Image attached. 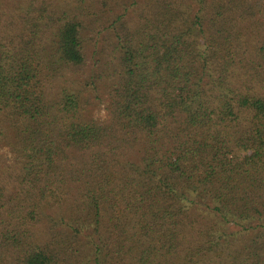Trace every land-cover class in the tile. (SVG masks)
Instances as JSON below:
<instances>
[{
  "label": "trees",
  "instance_id": "obj_1",
  "mask_svg": "<svg viewBox=\"0 0 264 264\" xmlns=\"http://www.w3.org/2000/svg\"><path fill=\"white\" fill-rule=\"evenodd\" d=\"M0 137V264H264V0H0Z\"/></svg>",
  "mask_w": 264,
  "mask_h": 264
},
{
  "label": "rangeland",
  "instance_id": "obj_2",
  "mask_svg": "<svg viewBox=\"0 0 264 264\" xmlns=\"http://www.w3.org/2000/svg\"><path fill=\"white\" fill-rule=\"evenodd\" d=\"M90 62H88V65L86 67V73L85 76L90 75ZM83 116H85V119L94 118L97 120H104L107 116V113L105 111V106L96 104V106H87L83 113ZM17 153L13 152L12 148L8 146V140L3 139L0 137V165H13L16 162V156Z\"/></svg>",
  "mask_w": 264,
  "mask_h": 264
}]
</instances>
